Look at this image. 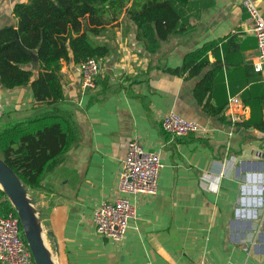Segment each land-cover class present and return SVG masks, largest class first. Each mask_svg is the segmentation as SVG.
<instances>
[{
    "label": "crops",
    "instance_id": "obj_1",
    "mask_svg": "<svg viewBox=\"0 0 264 264\" xmlns=\"http://www.w3.org/2000/svg\"><path fill=\"white\" fill-rule=\"evenodd\" d=\"M253 1L264 14V0ZM243 2L216 0L155 53L135 40L133 27L123 33V12L112 23L119 24L116 50L104 59L95 89L82 88L79 64L62 62L61 102L41 103L31 86L1 88L0 129L56 113L74 130L41 187H29L55 264H264V130L242 123L264 120V81L253 65L258 44ZM13 6L6 16L0 3V27L16 23ZM204 46L197 72L176 71L188 52ZM27 67L37 77L38 61ZM197 86L207 90L202 101ZM234 97L247 107L238 121L226 113ZM219 107L220 115L211 113ZM169 111L211 134L172 136L160 121ZM134 137L159 151L164 165L155 194L129 195L135 218L116 241L98 234L93 215L118 196L119 168Z\"/></svg>",
    "mask_w": 264,
    "mask_h": 264
},
{
    "label": "trees",
    "instance_id": "obj_2",
    "mask_svg": "<svg viewBox=\"0 0 264 264\" xmlns=\"http://www.w3.org/2000/svg\"><path fill=\"white\" fill-rule=\"evenodd\" d=\"M109 1L15 2L12 15L16 23L0 27V89L31 86L35 98L45 105L65 100L63 61L79 64L90 57L105 58L116 50L112 41L119 24L105 19L100 8ZM215 3L216 0H127L126 7L121 9L125 12L121 20L123 33L133 27L135 40L141 42L148 53H155L173 34L188 31L191 19ZM206 50L204 46L188 52L176 71L197 72L205 64L202 59ZM34 60L39 63L37 77L34 70L27 67ZM197 88L196 95L202 101L207 90ZM210 110L214 115L222 113V107ZM242 123L264 130L263 119L250 118ZM73 139L70 121L60 114L45 113L14 120L0 129V156L26 185L36 189L41 187L46 172ZM0 197V214H17L1 188Z\"/></svg>",
    "mask_w": 264,
    "mask_h": 264
},
{
    "label": "built area",
    "instance_id": "obj_3",
    "mask_svg": "<svg viewBox=\"0 0 264 264\" xmlns=\"http://www.w3.org/2000/svg\"><path fill=\"white\" fill-rule=\"evenodd\" d=\"M243 3L253 21V33L258 44L253 65L264 81V14L253 0H244ZM105 58L90 57L79 63L84 90L97 87V78L105 68ZM233 105H239L241 110L235 112ZM2 106L3 90L0 89V109ZM246 109L240 97H234L230 100L226 113L233 121H238L246 116ZM160 121L162 128L175 137L191 134L207 137L212 132L209 126L187 119L175 111L164 113ZM163 165L159 151L146 148L137 137L130 141L127 155L119 168L118 196L103 201L94 211L93 221L98 234L116 241L124 237L135 218L134 203L129 195L155 194ZM260 191L261 203L264 205V181L260 184ZM0 264H36L30 245L24 237L18 213L0 214Z\"/></svg>",
    "mask_w": 264,
    "mask_h": 264
},
{
    "label": "water",
    "instance_id": "obj_4",
    "mask_svg": "<svg viewBox=\"0 0 264 264\" xmlns=\"http://www.w3.org/2000/svg\"><path fill=\"white\" fill-rule=\"evenodd\" d=\"M0 188L15 207L36 264H55L44 238L36 200L17 172L0 156Z\"/></svg>",
    "mask_w": 264,
    "mask_h": 264
},
{
    "label": "rangeland",
    "instance_id": "obj_5",
    "mask_svg": "<svg viewBox=\"0 0 264 264\" xmlns=\"http://www.w3.org/2000/svg\"><path fill=\"white\" fill-rule=\"evenodd\" d=\"M17 0H0L1 4H4V15L8 16L10 14L11 7ZM127 0H110L107 3L100 5L102 14L105 19L120 21L122 17L123 10L126 7ZM123 11V12H122ZM36 69L38 66H35ZM30 195L33 197V194L29 191ZM46 239V237H45Z\"/></svg>",
    "mask_w": 264,
    "mask_h": 264
},
{
    "label": "bare ground",
    "instance_id": "obj_6",
    "mask_svg": "<svg viewBox=\"0 0 264 264\" xmlns=\"http://www.w3.org/2000/svg\"><path fill=\"white\" fill-rule=\"evenodd\" d=\"M0 186H1V184H0ZM44 238H45V235H44Z\"/></svg>",
    "mask_w": 264,
    "mask_h": 264
}]
</instances>
